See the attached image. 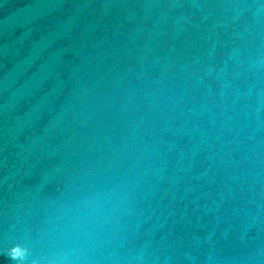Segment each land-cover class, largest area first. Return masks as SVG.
Masks as SVG:
<instances>
[{"label": "water", "instance_id": "1", "mask_svg": "<svg viewBox=\"0 0 264 264\" xmlns=\"http://www.w3.org/2000/svg\"><path fill=\"white\" fill-rule=\"evenodd\" d=\"M0 264H264V0H0Z\"/></svg>", "mask_w": 264, "mask_h": 264}, {"label": "clouds", "instance_id": "2", "mask_svg": "<svg viewBox=\"0 0 264 264\" xmlns=\"http://www.w3.org/2000/svg\"><path fill=\"white\" fill-rule=\"evenodd\" d=\"M20 255H21V249L19 247H14L13 249H11L9 254L10 259H16Z\"/></svg>", "mask_w": 264, "mask_h": 264}]
</instances>
